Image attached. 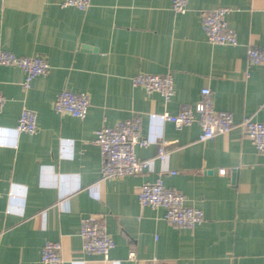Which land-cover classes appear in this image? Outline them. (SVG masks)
Masks as SVG:
<instances>
[{
    "label": "crops",
    "instance_id": "1",
    "mask_svg": "<svg viewBox=\"0 0 264 264\" xmlns=\"http://www.w3.org/2000/svg\"><path fill=\"white\" fill-rule=\"evenodd\" d=\"M63 1L0 0V49L50 65L25 88L24 70L0 64V264H43L47 241H61L62 264H264V154L238 125L264 121V63L247 58L248 46L264 47V0H190L185 13L173 0H91L86 10ZM219 7L232 9L237 46L206 38L202 15ZM139 73H172L171 100L134 86ZM206 87L236 124L199 141L198 123L177 129L162 114L195 105ZM64 89L89 95L84 118L54 109ZM24 108L37 113L34 134L16 129ZM136 115L151 141L136 152L154 158L150 169L102 179L96 131ZM159 177L203 210L202 224L177 229L163 207L139 203L141 186ZM90 214L104 216L115 241L109 258L82 249Z\"/></svg>",
    "mask_w": 264,
    "mask_h": 264
},
{
    "label": "built area",
    "instance_id": "2",
    "mask_svg": "<svg viewBox=\"0 0 264 264\" xmlns=\"http://www.w3.org/2000/svg\"><path fill=\"white\" fill-rule=\"evenodd\" d=\"M190 0H173L175 13H185ZM91 0H64L62 6H75L86 10ZM232 9L219 7L206 11L202 15V28L207 40L212 44L237 46L239 44L236 31L229 25L227 15ZM247 58L250 65L264 63V47L248 46ZM0 64L15 65L25 72L23 86L29 88L31 82L49 71V63L43 55L19 56L13 52L0 49ZM134 86H142L148 93L158 92L169 102L174 95L172 73L148 74L139 73L132 77ZM200 99L195 105L182 104L176 114L165 111L162 117L171 122L177 129L198 123L200 126L199 141L213 139L225 134L235 126L232 112L218 110L213 104L211 88H202ZM5 104V97L0 92V112ZM91 105L90 97L85 92L62 90L54 101V109L60 114H70L84 118ZM142 118L138 115L118 121L113 126L104 125L96 131L94 143L101 150V178L125 177L143 174L150 169L154 158H141L136 152L137 146L147 147L151 141L143 135ZM243 134L248 137L256 150L264 154V121H255L251 116H244L238 123ZM16 129L19 132L34 134L37 132V113L24 108L19 116ZM169 142L161 141L158 145L157 157L166 160ZM226 169L219 173L225 174ZM142 206L163 207L166 220L177 229H194L205 220L203 210L187 204L186 196L179 190L165 185L161 177L154 182L144 183L138 194ZM80 237L82 249L86 254L109 258L115 241L109 233L103 215L90 214L81 219ZM130 260L136 259L135 251L128 254ZM43 264H62L61 241H47L41 252Z\"/></svg>",
    "mask_w": 264,
    "mask_h": 264
}]
</instances>
